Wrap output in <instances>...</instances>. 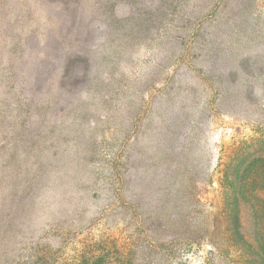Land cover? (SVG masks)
<instances>
[{"label": "rangeland", "instance_id": "374dc122", "mask_svg": "<svg viewBox=\"0 0 264 264\" xmlns=\"http://www.w3.org/2000/svg\"><path fill=\"white\" fill-rule=\"evenodd\" d=\"M260 155L264 0H0V264H264Z\"/></svg>", "mask_w": 264, "mask_h": 264}, {"label": "trees", "instance_id": "16d2710c", "mask_svg": "<svg viewBox=\"0 0 264 264\" xmlns=\"http://www.w3.org/2000/svg\"><path fill=\"white\" fill-rule=\"evenodd\" d=\"M230 74L229 71H224L222 73V77L226 78L228 75ZM261 161H264V157L263 156H258L254 159V162L259 163ZM243 162L241 160H239L235 167V172L237 173V180L239 179V174H240V168L242 167ZM226 180H227V188H228V192L230 193L231 197H232V204L234 205V207L232 208V223L235 229L238 230V232L240 231V228L242 227L241 225V214H240V207H241V199H240V194H241V187H243L245 185V182L242 181L240 185L239 182L238 184L236 183V176H234V173L231 176H229L226 173ZM239 181V180H238Z\"/></svg>", "mask_w": 264, "mask_h": 264}]
</instances>
